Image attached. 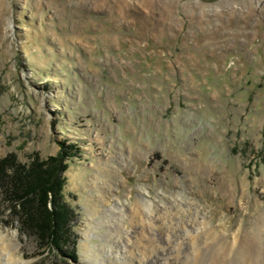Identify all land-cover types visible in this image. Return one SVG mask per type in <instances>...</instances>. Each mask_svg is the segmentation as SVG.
I'll use <instances>...</instances> for the list:
<instances>
[{
  "label": "rangeland",
  "instance_id": "374dc122",
  "mask_svg": "<svg viewBox=\"0 0 264 264\" xmlns=\"http://www.w3.org/2000/svg\"><path fill=\"white\" fill-rule=\"evenodd\" d=\"M64 146L77 260L41 256L0 188V233L27 264H86L109 210L141 196L153 212L192 206L166 221L198 211L229 240L256 231L264 0H0V168L30 170Z\"/></svg>",
  "mask_w": 264,
  "mask_h": 264
},
{
  "label": "bare ground",
  "instance_id": "6f19581e",
  "mask_svg": "<svg viewBox=\"0 0 264 264\" xmlns=\"http://www.w3.org/2000/svg\"><path fill=\"white\" fill-rule=\"evenodd\" d=\"M152 209L151 200L142 196L129 211L118 205L112 207L109 215L115 222L107 227L98 246L88 239L84 242L88 251L86 264H264V214L256 231H244L229 240L205 218H198V211L189 219L173 217V221H166L164 217L166 210L184 214L188 209L192 211V206L167 205L156 212ZM164 221L171 226L166 228ZM0 264H27L18 247L3 233Z\"/></svg>",
  "mask_w": 264,
  "mask_h": 264
},
{
  "label": "trees",
  "instance_id": "16d2710c",
  "mask_svg": "<svg viewBox=\"0 0 264 264\" xmlns=\"http://www.w3.org/2000/svg\"><path fill=\"white\" fill-rule=\"evenodd\" d=\"M61 151L59 158L50 159L44 165H33L30 170H23L14 163L12 166L17 169L11 168L13 173H3L4 169L0 168V188L11 211L20 219L21 232L32 234L39 241L41 256L55 251L75 261L77 236L73 222L76 214L64 203L63 194L65 162L71 149L64 146ZM67 246L70 251L65 250Z\"/></svg>",
  "mask_w": 264,
  "mask_h": 264
}]
</instances>
